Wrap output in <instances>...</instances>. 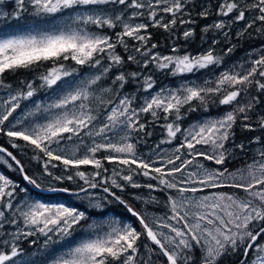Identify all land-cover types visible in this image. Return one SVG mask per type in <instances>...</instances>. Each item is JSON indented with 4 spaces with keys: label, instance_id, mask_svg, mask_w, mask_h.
Masks as SVG:
<instances>
[{
    "label": "snow or ice",
    "instance_id": "snow-or-ice-1",
    "mask_svg": "<svg viewBox=\"0 0 264 264\" xmlns=\"http://www.w3.org/2000/svg\"><path fill=\"white\" fill-rule=\"evenodd\" d=\"M14 2L15 10L9 15L16 20L24 19L25 26H20L15 33L0 28V89L6 90L5 97L0 98V134L12 141L13 148L20 146L16 141H24L25 147L30 146L34 152L42 154L46 158L44 175L52 180L82 182L77 193H72L68 187H53L50 191L92 197L91 190H102L125 205L140 227L137 229L133 224L117 220L89 223L90 215L86 210L63 202L53 203L43 198L18 201V185L0 174V228L9 211L12 218L8 223L17 226L16 232L8 234L11 240L2 242L6 247L0 248V264H36L31 257L20 261L15 258L24 252L18 243L21 238L37 234L45 238L43 259L39 264H141L138 258L142 250L162 256L163 264H219L221 257L237 252H242L240 264H264V242H261L264 237V147L257 149L258 158H253L243 168L230 171L225 166L232 156L227 145L233 140L238 119H242L241 127L246 131L256 128L264 131V115L259 116L255 124L250 123L249 112L254 110L258 98L252 97L247 103L239 100L252 85L264 93V50L257 52L259 58L250 60V68L240 65L238 71L237 66H233L221 72L215 81L205 80L203 85L182 84L178 89H161L153 94L150 92L154 87L153 77L142 75L150 65L180 76L223 62L211 46L194 55L180 54L173 45L172 54L164 55L154 51L157 45L150 44V34H143L149 26L171 32L178 22L181 25L195 23L191 19H179L188 14L186 6L191 0ZM108 5L113 6L111 13ZM116 5L131 11H119ZM213 7L216 16L228 19L206 25L202 29L205 33L213 29L223 31L230 24L242 21L244 29L237 33L242 36L257 22L264 25V0H218ZM160 13L170 19L165 21ZM210 14L208 8L198 13L204 19ZM145 15L146 22H135ZM116 28L120 31L115 32L114 37L106 31ZM257 31L264 29L257 28ZM193 34L191 28L184 30V40ZM224 35L227 37L229 33L224 32ZM211 43L215 45L217 41L213 39ZM121 47L126 57L118 51ZM232 51V48L227 49L228 53ZM132 63L138 66V71L122 70ZM83 68L93 71L78 79ZM20 71L38 74L35 79L20 81L13 91V86L5 82V74ZM113 73L112 85L118 87L100 88L97 94L95 87ZM140 80L148 95L143 103L134 106L139 97L122 94L120 90L125 84ZM40 91L49 96L47 103L33 101ZM209 96H219L221 106L235 104V107L219 117L182 128L181 109L198 100L207 110ZM21 101L33 103L32 110L24 115L25 119H34L27 124L17 120L5 131V123L21 107ZM93 101L95 109L91 106ZM195 110L188 108V111ZM161 113L165 138L152 150V155H138L136 143L130 142L132 134L152 135L141 122V114H150L154 123L161 118ZM177 139L180 143L170 155L160 148ZM67 143L73 147H67ZM249 143L264 145V137H255ZM233 147L246 151L243 143L233 144ZM0 153H6L16 162L25 181L41 189V183L26 174L11 152L0 146ZM98 153L106 154L98 158ZM54 161L64 166V173L56 175L49 170L57 168ZM103 161L119 168H113L111 176L104 175L108 169ZM200 161L211 162L216 167H208ZM82 166L85 169L91 166L94 171L82 170ZM135 176H143L149 182L137 183ZM128 186L168 193L166 206L170 215L149 217L136 211L114 191H124ZM19 191L26 189L19 188ZM205 192L206 195H196ZM237 192L246 196L241 198ZM145 203L158 201L149 196ZM93 206L99 207L98 204ZM77 232L80 238L74 246L62 245L61 242L70 237L75 239Z\"/></svg>",
    "mask_w": 264,
    "mask_h": 264
},
{
    "label": "rangeland",
    "instance_id": "rangeland-1",
    "mask_svg": "<svg viewBox=\"0 0 264 264\" xmlns=\"http://www.w3.org/2000/svg\"><path fill=\"white\" fill-rule=\"evenodd\" d=\"M217 3H218V0H205L201 11L204 8H208L210 13H211L210 14L211 17L209 18L207 23H205L202 26L203 28L206 25H210L214 21L219 20V19H225V21L227 22L228 18L218 17L215 15L216 8L213 7V5H216ZM102 7H104V6H102ZM106 7H107V10L111 13L113 6L108 5ZM115 8L119 11H122V12H130L131 11V10L124 9L123 6H120V5H116ZM14 10H15V8L12 10V13L14 12ZM6 11H7V7H5V0H0V16H4V13ZM9 14H11V13H8V14L6 13L4 18L3 17L0 18V28H2L5 32L15 33V32L20 30V26H25V20L24 19L16 20V19L12 18V16ZM160 15L164 17L165 14L160 13ZM249 19H251V16H249ZM146 20H147V16L145 15L144 17L137 18L135 20V22L136 23L146 22ZM28 23L30 24L31 20H29ZM234 23H236V26H240V28L242 26H244V22H242V21L241 22H234ZM234 23L230 24L228 27H226V29H230ZM187 27L188 26L186 25L185 30H187ZM257 28L264 29V25L260 24V22H257L256 25H254L252 27V29H255L256 32H258ZM112 30L113 29L106 30V31L108 32L109 35L115 34V31L113 33H109V31H112ZM118 31H120L119 28H118ZM213 31H216V30L213 29ZM207 33H209L207 40L210 39L209 43L211 45L209 44L208 46H206L204 50H207L210 46L213 47V45L211 43L213 39L217 40V38H216V36H214L213 32H207ZM207 33H206V35H207ZM258 33L260 34V36H258V37L261 38L263 40V42L259 43L257 45H254V46H252V47H250L244 51H240L239 54H237L235 56V58L231 59L229 62L222 63V65H220V66L210 67L207 69L200 70L198 73H195V74L175 76L173 79H169L165 82H162L161 84H159L157 86H154L153 89L150 90V92L154 94L156 92H159L161 89H178L181 87L182 84L191 85V84L195 83L197 85H203L205 80L215 81L216 77H218L221 72L228 70V69H231L233 66H237L238 71L240 70V68H239L240 65H243L245 69L250 68L251 67L250 60L255 59V58H259L257 55V52L259 50H264V31H261ZM154 51L160 52L159 50H154ZM200 52H202V51H200ZM200 52H194V53L188 52V53L195 55V54H198ZM160 53H162V52H160ZM169 54L170 53H166L164 55H169ZM90 71H93V70L86 68L85 70L80 71L82 73V75L79 76L78 79H82V78L86 77ZM33 79H35V78H33ZM212 86H214V84ZM110 87H112L110 85V83H105L104 81H101V82H99V86L95 87V91L97 92V94H100L99 93L100 88H110ZM12 90L15 91L14 86H13ZM5 95H6V90L0 91V98H4ZM147 95H148V93H143L141 96L140 102L137 105L143 103V99ZM32 99H33V101H36V102L47 103L49 100V96L46 95L43 91H40ZM239 100H240V103H247V101L249 100L248 94L242 93ZM91 106L95 109L96 108V102L93 101ZM33 107H34V105L31 101H21V107L19 109H17V111L13 114V117L9 118V122L5 123V126H4L5 131L9 130L12 127V124H15L17 120H24L25 123L27 124L29 120L34 119L31 117L25 119V115H24L26 112L32 110ZM226 111H230V110L225 109V110H221L218 112L199 114L198 116L192 118L182 128H188L190 125H193L199 121H202V120H205L208 118L219 117V116L223 115ZM257 112H258V116H261L264 114V110H262V109H259ZM249 115H250V112H249ZM40 122H43V121H40ZM121 134H123V133H121ZM85 140L87 143H91V141L88 140L87 138H85ZM160 141H155L152 146L147 147L143 150L137 149L138 155H141L143 157H147L149 155H152V150L160 143ZM130 142H132V139ZM232 142H236V144L243 143L246 146V151H241L238 148H234ZM232 142L227 145L232 150V156L229 159L228 163L225 165L226 167L229 168L230 171H235L236 169L243 168L246 164L251 163L253 158H258L255 156L257 149L264 147V145L259 144V143H252L251 145H249L247 140L238 139V138H234V137H233ZM179 143H180V139H177L176 141L173 140L171 144L160 145V148L166 154L170 155L172 153V150ZM11 144L12 143H10V145ZM24 145H25V143H23V146L22 145L19 146V147H24V149H17L16 151H11V153L16 157V160H19L21 162V164L23 165V167L25 169L26 174L37 179L41 183V189H36L33 185L29 184L24 179H22L24 181V183H21L20 181H18L19 183H16L14 180L17 179V176L20 177V175H21L23 178V175L18 170V165L6 153H0V174L5 175L9 179H11L15 184L18 185L19 188L26 189L25 192H20L19 188H18L17 197H16V199L18 201L22 200V199L36 200V199L43 198V199H47L53 203L63 202L66 204H71L73 206L79 207L81 210H85L86 208H92L91 213L87 212L90 215L89 223H91L93 220H95L97 222L117 220L122 224L123 223L133 224L135 227H137V229H139L140 226H139L138 221L130 213L129 214L131 216L128 217L122 212H117L115 210H114L115 211L114 212L113 209L105 210L104 205L106 203L105 201L107 200L106 199L107 197H106L105 193H103L102 190H99V189L91 190V192L94 193V196H92V197H87L84 194H80L78 196L76 194H63L60 192L50 191L49 189L53 188V187L58 188V189L60 188V187H58L59 186L58 181H54L50 177H47L46 175H44V167L43 168L39 167L35 163V158H33L35 155H34L33 151H31L32 148L30 146L25 147ZM67 147L71 148V147H73V145L71 143H67ZM8 152H10V151H8ZM235 153H240L241 157L235 158V155H234ZM79 154L80 153L78 152V155ZM104 154H106V153H98L97 157L100 158ZM200 162L204 163L208 167H216L215 165H213L211 162H208V161H200ZM115 168H119V166L115 165ZM49 170L51 171V170H55V169L50 168ZM112 171H111V173H109L108 176L112 175ZM52 172L54 174L58 175L56 173V170L52 171ZM134 179L137 183H139L138 176H135ZM151 182L156 183L155 181H151ZM145 183H148V182H141L142 185ZM75 186L76 187H74V189H72V191H73L72 193H77V191H78V189H76V188H78V185L76 184ZM221 190L222 191H232L230 189H221ZM206 194H207V192L198 193L196 195H206ZM167 195H168V193L161 192V191L149 192V190L147 188H143V187H142V189H140V191L138 190L135 193L131 194V196L133 197V199L136 201V204H137V209L135 208V210L140 212L141 214H144V215L149 216V217H152V216L165 217L167 215H170L168 207L166 206L167 205ZM187 195L191 196L192 194H187ZM236 195L241 197V198L246 196V194L243 192H237ZM149 196L154 197L156 199V201H158V203L146 204L145 200H148ZM138 197H140V198H138ZM90 199H91V203H90ZM96 204H98L99 207L93 206ZM100 211H103V212H100ZM6 216H7V219L3 222V227L0 228V248L6 247L2 243L3 240H11V236L8 234L14 233L17 230L16 225H12V224L8 223V220H10L12 218V215L9 214V212H7ZM20 227L22 228V225H20ZM37 235H39V234H37ZM37 235H35L34 237L30 236V239H33L35 241V243H32L34 245L32 247H30L29 249H25L23 252V255L15 258L16 260L20 261V260H25V259L31 257L32 260H34L36 262V264H39V261L41 259H43V257L41 256V252L43 251L42 246L44 244L45 238L42 236V237H40L39 240H36ZM74 236L76 237L75 239L70 237V238L66 239L65 241H62L61 242L62 245L74 246V244L80 238L79 232L74 234ZM55 238L58 239V237H55ZM23 239L25 240V238L22 237L21 240H23ZM261 242H264V237H261ZM141 243L143 244V241ZM56 247L59 248L60 246L58 245ZM33 253H35L36 255L33 256ZM198 255H199V253H198ZM149 258H151V259L149 260ZM241 258H242V252H237L235 254L224 255L223 257H221L219 262H221V264H226V263L231 264L230 262L234 259V260H236V263H237V262L241 261ZM138 259L141 262V264H143V261H149V264H162L163 263V257L162 256H158L157 254H154L153 252H148L147 250H142ZM234 264H235V262H234Z\"/></svg>",
    "mask_w": 264,
    "mask_h": 264
},
{
    "label": "trees",
    "instance_id": "trees-1",
    "mask_svg": "<svg viewBox=\"0 0 264 264\" xmlns=\"http://www.w3.org/2000/svg\"><path fill=\"white\" fill-rule=\"evenodd\" d=\"M204 2H205V0H191V2L186 6L188 14H185V15L179 17V19L194 20L195 23L181 25L178 22L177 25L174 26V28L171 32H166L163 28H154V27L149 26L147 29V32L143 33V34H146V35L150 34V37H151L150 44H156L157 48L155 50H159L163 54H166V53L172 54L173 45H175L179 49L181 54H183L184 52L204 51L205 47L210 44L209 43L210 39L207 40L209 33H207V35H206V33L202 31V29H203L202 26L205 23H207V21L211 17L209 15L208 18L204 19L198 15V13L202 9ZM15 6L16 5H15V3L12 2V0H5V7H7V11L5 13H7V14L12 13V10L15 8ZM168 19H170V17L165 14L164 20L167 21ZM149 24H150V22H149ZM186 25L188 26L187 29L191 28L193 30V33H194L193 36L191 38H189L187 41H185L183 38V31L186 29L185 28ZM243 29H244V26H242L240 28V26H236V23H234L230 29L225 28L223 31H217V30L216 31H213V30L209 31V32H213L214 36H216V38H217V40H216L217 43L215 45H213V49H214V52L217 56L222 57V61H223L222 63L229 62L231 59H234L235 56L237 54H239L240 51H244V50H246V49H248L254 45H257V44L263 42V40L258 37V36H260V34L258 32H256L255 29H252V28L248 29L244 33V35L237 36V33L241 32ZM114 31L117 32L118 28L113 29L112 31H109V33H113ZM224 32L229 33V35L226 37L224 35ZM112 36L114 37V34H112ZM229 48L233 49V51L230 53L227 52V49H229ZM118 51L121 54H123L125 57L127 56V53L124 52V49L122 47L118 48ZM85 69L86 68L80 69V71H83ZM122 70L125 72H133V71H138L139 69H138V66L136 64L132 63V64H126ZM40 71H43V69H40ZM37 74L38 73H36V72L29 74L28 72L20 71L17 73H7V74H5L4 79H5V82L7 84L14 86L15 90H16L20 81L33 79L36 77ZM114 75H115V73H113L112 76L105 77L102 81H104L105 83H110V85L112 87H118V86L112 85V79L114 78ZM142 75H145V76L151 75L153 77V80H154V86H157V85L161 84L162 82H165L169 79H173L175 77L170 72H168L167 70L161 71V70L156 69L155 65H150L147 70L143 71ZM257 78H259V77H257ZM0 90H3V89H0ZM120 92L122 94L135 95L136 97H139L138 100L134 101V106H138L137 104L140 102L142 94L145 93L143 91V88H142V80L131 81V82L125 84L124 88L121 89ZM247 94H248L249 100L252 97L258 98L256 101V104H255L254 110L250 112V116L252 117V120L250 121V123L255 124L258 117H259L257 111L259 109L264 110V93L258 92L256 90L255 85H252L248 88ZM189 107L195 108L196 110L195 111H188ZM234 107H235V104H233L232 106H221V105H219V96H209L207 98V110H205V107L203 105H201L200 101L194 100L191 102V105H185L184 108L181 109L182 120L179 121V123H180L181 127H183L192 118L198 116L199 114L218 112V111L225 110V109H229L231 111ZM172 119H174V117H172ZM140 120H141V122H143L147 125V131L151 132L152 135L149 137V136H145V134L143 132H141L139 134L133 133L131 139H132L133 143H136L137 149L143 150L147 147L152 146L155 141H160L161 139L165 138L166 133H165L164 129L161 127V125H163L165 123V121L163 119V113H161V118L158 121H155L154 123H153V117L150 114H141ZM242 123H243L242 119L237 120V123L234 126V131H235L234 138L245 139V140H247L248 144L251 145L252 143H249V141L251 139H253L255 137H264V131H261L259 128H256L255 131H246L241 127ZM10 143H12V141H10L7 136L0 134V146L6 148L10 152L16 151L17 149H24V147L13 148L10 145ZM16 143L18 145L23 146V143H25V142L24 141H16ZM232 144H236V142H232ZM31 151H33V150H31ZM33 153L35 156L40 157L39 159H35L36 165L43 168L44 167V160L46 158H44L42 154L36 153L34 151H33ZM234 155H235V157H241L240 153H235ZM53 163H57V168H54V169L56 170V173L58 175L64 173V166L62 164H59L58 162H55V161ZM103 163H104L105 168L108 169V172L104 173V175H109V173H111L113 168H115V165L109 164L107 161H103ZM55 170H51V171H55ZM82 170H87L88 172L94 171V169L91 166H87L86 169L84 166H82ZM20 177L17 176V179L14 181L16 183H19L18 181H20L21 183H24L21 175H20ZM138 179H139L138 181L140 184H141V182H149L148 179L143 177V176H138ZM120 182L123 183V181H120ZM76 184L79 185V184H82V182H80V181L71 182V181L64 180L62 182H58V185H59L58 187H60V188L68 187L70 189H74V187H76L75 186ZM18 188H17V190H18ZM76 189H78V188H76ZM140 189H142V188L134 189V188H131L130 186H128L125 188L124 191H120L119 189H115L114 191H116L117 195H119L122 199L125 200L126 204L133 207L134 209L135 208L137 209L136 201L133 199L131 194L135 193L138 190L140 191ZM105 195L107 197L106 198L107 200L105 201L106 203L104 205L105 210L113 209V211L115 210L117 212H122L128 217L131 216L129 214V212L127 211V208L125 207V205L120 204L118 201H116L112 197L107 196V194H105ZM85 210L88 213L92 212V208H86ZM100 212H103V211H100ZM9 214L12 215L11 211H9ZM32 237H34V236H32ZM36 237H37L36 240H39L40 237H42V236L37 235ZM32 241H34V240L30 239V237L26 238L25 240L23 239L19 242L20 247L23 250L29 249L30 247H32L34 245V244L30 243ZM198 253L199 252L197 251L196 256H198ZM234 262L236 263V260L233 259L230 263L234 264ZM219 264H221V262H219Z\"/></svg>",
    "mask_w": 264,
    "mask_h": 264
},
{
    "label": "water",
    "instance_id": "water-1",
    "mask_svg": "<svg viewBox=\"0 0 264 264\" xmlns=\"http://www.w3.org/2000/svg\"><path fill=\"white\" fill-rule=\"evenodd\" d=\"M73 192V191H72ZM78 192V191H77ZM235 264H240V261L239 262H237V263H235Z\"/></svg>",
    "mask_w": 264,
    "mask_h": 264
}]
</instances>
